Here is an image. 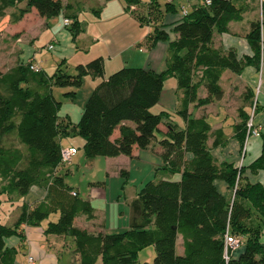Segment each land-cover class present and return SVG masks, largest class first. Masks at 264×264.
<instances>
[{
    "label": "trees",
    "instance_id": "16d2710c",
    "mask_svg": "<svg viewBox=\"0 0 264 264\" xmlns=\"http://www.w3.org/2000/svg\"><path fill=\"white\" fill-rule=\"evenodd\" d=\"M125 1L128 7L141 0ZM19 3L22 6L17 7L14 18H20L31 7L44 18L68 8L60 0H0V15L4 6ZM149 8L160 17L174 5L167 1L162 9L157 0H149ZM262 11L264 16V1ZM240 18L241 8L231 0H211L209 5L202 0L174 26L177 37L168 42L163 71L121 67L100 81L88 97L73 125L75 133L84 139L82 147L87 158L130 156L134 145L146 149L156 139L162 149V169L181 172L179 181L151 179L144 183L130 204L129 226L123 232L94 235L75 227L77 214L93 218V207L55 173L56 167L63 164L60 139L69 135L70 120L57 115L61 102L51 89L73 88L65 95H75L74 88L81 86L85 75L103 76L102 59L78 64L75 74L61 67L63 62L50 75L20 63L0 72V195L14 200L24 196L31 186L45 190V199L33 207L21 204L12 223H0V264H14L16 250L6 246L5 240L11 236L21 238L20 225H38L51 213H57V217L46 223L44 233L72 237L81 264H95L99 257L102 264H138L139 252L150 245L155 250L153 264H264L259 240L264 226V187L236 183V168L229 164L218 167L206 147L209 123L204 118H188L190 103L202 104L222 96L219 79L224 70H241L243 63L233 50L223 54L211 46L214 28L226 31L229 21ZM160 26L155 25L149 34L150 46L169 40ZM75 27L76 22H72L71 30ZM248 39L254 49L251 61L258 65L259 22L252 25ZM168 76L176 78L183 92L178 112L186 120L184 128L170 118L168 111L151 110L159 102ZM201 84L207 91L203 99L197 96ZM164 120L167 130L162 132L159 125ZM245 120L239 124L242 138L247 133ZM116 129L119 137L111 139ZM7 137L13 143H7ZM185 152L191 154L190 159H183ZM251 167L264 168V137L262 155ZM219 177L227 181L231 197L217 190L214 182ZM226 233L242 240L240 253L233 257L231 251L228 259L224 257ZM178 234L182 237L181 255L175 253Z\"/></svg>",
    "mask_w": 264,
    "mask_h": 264
},
{
    "label": "crops",
    "instance_id": "0c3cea01",
    "mask_svg": "<svg viewBox=\"0 0 264 264\" xmlns=\"http://www.w3.org/2000/svg\"><path fill=\"white\" fill-rule=\"evenodd\" d=\"M60 1L63 5H67L68 8L63 9L61 13L50 18L39 16L32 7L20 18H14L13 13L17 7L22 6V3L3 9V13L0 16V22H3L0 27V34L4 35L1 40H6L7 43L2 45L1 53L4 56H0V60L7 61V63L5 62L6 67L4 71L18 63L26 65L28 60H30L39 67L38 71L50 75L57 65L61 63L56 61L60 59L63 62L61 67L66 69L67 63H69L76 72V66L78 64H86L90 60L98 57L102 59L104 67L108 64L111 65V68L117 70L121 67L128 66L131 60L130 55L135 54H138V61L143 63L141 67L157 72L163 71L166 68L165 57L167 55L168 42L177 37L173 28L184 17L181 13V7L184 6L190 12L193 7L202 3V0H178L179 4L176 6L174 4L175 0H171V3L174 5V10L171 9L170 11L163 12L158 17L157 14L151 12L152 9L149 8V0H141L139 3L131 4L128 7L125 0ZM231 1L235 6L241 8V18L239 20L229 21L226 31L219 32L214 28L211 46L223 54L233 50L237 58L243 63L242 68L239 72L228 69L224 70L219 79V85L223 91L222 96L202 104L198 102L190 103L188 105V118H204L209 123L210 130L206 140V147L218 167L222 168V166L229 164L236 168L238 170L236 183L239 181L240 183L260 184L264 187V168L255 169L251 167V164L261 157L263 150L264 16L262 2L264 0ZM67 15H70V18H68L70 24L65 26L64 19L68 17ZM139 17H143L145 21H140ZM72 22H76L75 31L71 30ZM257 22L260 23L261 44L258 65L251 61L254 56V49L248 39L252 25ZM159 24L168 33L169 40H159L154 46H150L148 41L149 34L151 33L149 31V25L155 26ZM44 32L49 33L47 42L53 40L55 43V46L49 50L55 58L52 61V66H48L49 59L46 60V63L43 60L35 59L38 48L34 49L32 44ZM128 55L130 57H127ZM4 71L0 72L2 73ZM198 73L201 76V72L198 71ZM87 76L92 77V90L100 81L106 79L104 74L102 77H96L90 74L84 77ZM170 77L175 79L176 84L166 90L164 88L165 81ZM54 87L51 89L52 95ZM197 96L199 99L207 96L204 84L200 85ZM182 99L183 92L177 87L176 78L174 76H168L164 80L158 104L161 105L162 109L169 112L170 118L179 127L184 128L187 124L186 120L178 112L181 108ZM66 117L69 118L68 115ZM249 118H251L252 128L257 129L259 135H249L246 138L245 134V137L242 138L239 124L244 122L245 119H247L245 121H248ZM164 122L165 120L159 125V129L162 132L167 130ZM118 137L119 130L116 129L111 139H117ZM161 152L162 149L155 139L146 149H140L134 145L130 156L119 154L112 157H126L128 160L130 158L141 159L147 162V164H150V166L154 165L156 169L155 173L158 176L155 179L179 181L181 178L180 171L170 173L162 169L163 160ZM183 157V159H190L191 154L185 152ZM214 184L221 194L227 197L232 196V190L226 180L219 177L216 178ZM70 190L80 196L78 191L73 190L71 187ZM136 196L129 201V208L132 200ZM43 199H45L44 188L31 186L24 196L14 200H8L5 194H1L0 204L6 203L11 208L14 207L16 214L13 217L15 218L20 211L21 204L33 207ZM84 199L89 200L92 205L91 198L87 197ZM50 215L54 217L52 219L47 217L50 218L48 221H53L57 217V213H51L48 216ZM79 215L84 216L81 217L84 223L77 226L75 225V219ZM39 224L35 226L20 225L22 237L11 236L5 240V245L14 247L16 252L20 251L26 255V259L27 256H32L38 264H54L56 261L54 253L62 249L72 252L74 260H78L79 264H81L79 253L76 251V243L72 237L55 234L47 237L46 235L48 234L44 233L46 224L42 227ZM73 225L94 235L105 234L103 232V224L98 223L96 220L95 211H93L92 219H87L84 214H77L74 218ZM42 240L47 243L48 249L44 250L39 247ZM259 240L263 245L261 255L264 258V226L262 227ZM241 250L242 247L234 250L232 256L236 257ZM175 253L177 255L183 254L182 237L180 234L176 238ZM139 254L138 264H140ZM15 257L16 253L14 255V264H17ZM99 259L101 261V257L97 261Z\"/></svg>",
    "mask_w": 264,
    "mask_h": 264
},
{
    "label": "rangeland",
    "instance_id": "374dc122",
    "mask_svg": "<svg viewBox=\"0 0 264 264\" xmlns=\"http://www.w3.org/2000/svg\"><path fill=\"white\" fill-rule=\"evenodd\" d=\"M160 7L165 8L167 0H157ZM174 4L178 6L179 1L175 0ZM2 8V12L3 9ZM1 16V15H0ZM3 22H0V27ZM149 31L152 32L155 28L154 25H149ZM4 35L0 34V56H4L1 53L2 45H5L7 41H3ZM49 33H43L32 44L34 49H37L35 57L36 60H43L45 63L49 59V65L52 66V61L55 60L54 55L47 50V45L55 46L53 40L47 42ZM138 54L128 55L130 57V63L128 66L141 67L143 63L138 61ZM3 59V58H1ZM57 62H62L60 59ZM5 62L0 60V71H4L6 67ZM50 70V69H47ZM66 70L69 74H75V70L71 67V64L67 63ZM114 70L111 65H105L104 77L107 78ZM53 71V69H51ZM50 71V72H51ZM197 77H200L199 73H196ZM93 80L91 76L83 78L81 86L74 88L75 95L68 96L65 93L73 88L68 87H54L53 95L56 100L61 102L58 115L61 117L69 116V135L61 138V146L72 145L77 149V154L73 157L70 163H63L56 168V173L64 177L65 183L73 190L79 192V195L83 198H91L92 205L96 214V220L98 223L103 224V232L116 233L123 232L128 229L129 226V201L138 194L141 187L148 180L158 178L155 173L156 169L154 165L147 164V162L141 159L130 158L129 160L124 158H113L111 156H96L94 158H87L83 151L84 139L79 134L75 133L73 125L79 120L81 112L85 106V103L92 92ZM175 79L169 78L165 81L164 88L170 89L175 85ZM152 112L158 113L162 110L160 104H155L151 108ZM7 143H13L9 137L5 139ZM4 141V142H5ZM160 178V177H159ZM99 192V195H98ZM101 192V193H100ZM137 193V194H136ZM16 214L14 207L11 208L8 204H0V223L10 224L12 218ZM52 219L54 216H48ZM81 217L77 216L75 219V225L80 226L84 223ZM50 218H44L40 221L39 226L42 227ZM53 236L52 234L46 235ZM69 237V236H68ZM11 242V241H10ZM39 247L42 249H48L47 243L42 240ZM52 250V249H51ZM50 253V252H49ZM155 250L153 246H149L141 251L139 254L140 264H153V258ZM56 261L54 264H79L78 260H74L72 252H68L64 249L58 250L54 253ZM15 261L17 264H28L26 255L20 251L16 252ZM37 262V261H36ZM96 264H101L100 259Z\"/></svg>",
    "mask_w": 264,
    "mask_h": 264
},
{
    "label": "built area",
    "instance_id": "2783aa9c",
    "mask_svg": "<svg viewBox=\"0 0 264 264\" xmlns=\"http://www.w3.org/2000/svg\"><path fill=\"white\" fill-rule=\"evenodd\" d=\"M167 1H171V0H167ZM211 2V0H205V4L209 5ZM181 13L183 16H185L188 11L187 9L182 6L181 7ZM70 24V21L68 19H64V25L68 26ZM47 50L52 49V45H47ZM29 68L33 71H38L39 67L31 62L30 60H28L27 62ZM249 135H259V131L257 129L252 128V122H251V118L248 119L247 121V133H246V138ZM76 154V149L74 147H64L61 150V162L62 163H69L72 159V157ZM242 245V240L240 237L237 236H233V235H229L228 233L225 234V241H224V257L225 259L229 258V252L234 251L236 249H238L240 246ZM27 262L28 264H38L35 262L34 258L32 256H27Z\"/></svg>",
    "mask_w": 264,
    "mask_h": 264
}]
</instances>
